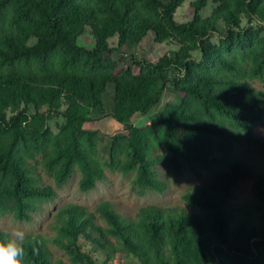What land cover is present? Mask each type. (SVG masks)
<instances>
[{
	"label": "trees",
	"instance_id": "obj_1",
	"mask_svg": "<svg viewBox=\"0 0 264 264\" xmlns=\"http://www.w3.org/2000/svg\"><path fill=\"white\" fill-rule=\"evenodd\" d=\"M185 1L0 0V219L30 222L54 200L40 169L56 188L77 172L82 193L104 183L106 171L133 174L140 197L168 190L155 170L163 164L174 184L210 174L181 197L191 213L147 206L125 218L103 201L94 209L102 226L85 208L64 205L51 234L24 237L22 264H115L117 256L137 264H264V154L242 153L244 143L264 147V91L252 85L264 86V0H193L192 19L179 23ZM149 34L176 50L155 63L134 60L136 75L107 58ZM108 85L110 116L124 133L111 137L102 161L99 135L84 125L105 114ZM164 91L176 102L133 126ZM244 180L252 196L239 204ZM7 238L0 233V242ZM49 245L67 262H53Z\"/></svg>",
	"mask_w": 264,
	"mask_h": 264
},
{
	"label": "rangeland",
	"instance_id": "obj_2",
	"mask_svg": "<svg viewBox=\"0 0 264 264\" xmlns=\"http://www.w3.org/2000/svg\"><path fill=\"white\" fill-rule=\"evenodd\" d=\"M164 2L167 0H163ZM193 0H186L183 5L177 10L175 19L179 23H185L192 19L193 10L190 8V2ZM210 7L202 12L203 16L209 14ZM218 29L223 34L224 28L221 24H218ZM217 37H214L212 41L216 42ZM110 45L115 46V40L110 41ZM168 50H176L173 46L169 47L166 45H155L153 43V35L149 36L139 45L134 48L121 49L119 52H111L107 54V58L114 60L120 68L130 67L133 74L138 73V69L133 64L134 60L146 59L149 62L155 63L162 55ZM194 57L198 58L199 53L194 52ZM256 90L264 91V86L259 82L255 81L252 83ZM113 99V86L108 85L106 92L103 96V103L105 114L102 116H92L93 121L84 125V129L96 131L99 135V155L103 161L107 159V147L111 137L124 133L123 127L115 122L110 116L111 105ZM175 97L169 94L167 91L162 93L160 102L153 107L147 115L135 114L131 122L133 126L142 128L148 125L149 119L160 112L166 103H175ZM54 129L53 125L51 126ZM261 134L264 138V127L261 129ZM243 143V141H242ZM243 152L252 151L259 155L264 154V147L259 148L255 146H249L244 143L242 147ZM156 154L163 156V154L157 150ZM259 158L264 159L260 156ZM159 174L160 180L167 181L169 188L163 194L148 193L147 195L140 197L132 190L131 181L133 174L127 176H121L118 173L106 171V181L104 183H97L94 190L82 193L78 188L79 174L75 172L65 185L61 188H56L53 181L45 176L42 170H39V174L42 178L44 185L51 186L56 196L51 203H46L42 206L43 211L32 214L30 222H18L15 221L11 216L6 215L0 219V233L9 235L13 228H19L24 231L25 236L29 234H51L52 231L48 228L53 220V215L58 209L67 204H73L85 208L87 211L92 213L97 222L105 226L104 222L95 213L94 209L97 204L103 201H108L115 211L125 218H133L137 212L147 206H158L164 209H183L187 213L194 212L195 210L187 207L183 200L182 195L187 191L194 190L201 182L210 176L209 173H204L202 179H196L192 176H187L186 179L180 184L173 183V177L170 169L165 165L157 166L155 168ZM252 181L244 180L239 182V186L235 191L236 202L246 203L251 200L252 196ZM49 249L52 254L53 262L58 260L67 262V257L58 248L49 245ZM115 264H137L132 258H122L117 256Z\"/></svg>",
	"mask_w": 264,
	"mask_h": 264
},
{
	"label": "clouds",
	"instance_id": "obj_3",
	"mask_svg": "<svg viewBox=\"0 0 264 264\" xmlns=\"http://www.w3.org/2000/svg\"><path fill=\"white\" fill-rule=\"evenodd\" d=\"M24 237L23 230L13 228L8 238L0 242V264H22L25 256Z\"/></svg>",
	"mask_w": 264,
	"mask_h": 264
}]
</instances>
